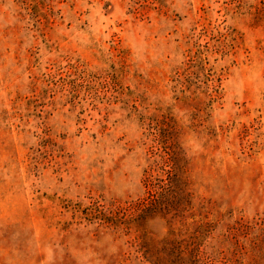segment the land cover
<instances>
[{
	"label": "rangeland",
	"instance_id": "obj_1",
	"mask_svg": "<svg viewBox=\"0 0 264 264\" xmlns=\"http://www.w3.org/2000/svg\"><path fill=\"white\" fill-rule=\"evenodd\" d=\"M0 264H264V0H0Z\"/></svg>",
	"mask_w": 264,
	"mask_h": 264
},
{
	"label": "trees",
	"instance_id": "obj_2",
	"mask_svg": "<svg viewBox=\"0 0 264 264\" xmlns=\"http://www.w3.org/2000/svg\"><path fill=\"white\" fill-rule=\"evenodd\" d=\"M166 129L158 127L155 129L156 132H152L159 148H163L164 155L161 158L163 163L166 164L165 167H161L163 174H159L157 184L153 185L155 190L152 195L153 201L147 203L144 208H142L140 202L136 205V209L146 217L156 213H168L177 200L189 195L184 164L181 163L170 134H166ZM153 163L154 161L151 162V164Z\"/></svg>",
	"mask_w": 264,
	"mask_h": 264
}]
</instances>
